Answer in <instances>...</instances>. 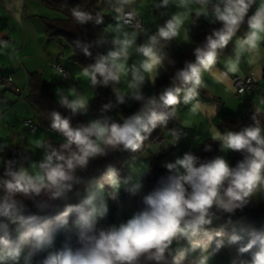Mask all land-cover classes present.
<instances>
[{"label":"clouds","instance_id":"9594fccd","mask_svg":"<svg viewBox=\"0 0 264 264\" xmlns=\"http://www.w3.org/2000/svg\"><path fill=\"white\" fill-rule=\"evenodd\" d=\"M108 2L98 11L81 5L68 11L75 26L104 27L72 48L91 63L72 74L51 65L49 82L68 81L56 87L57 107L46 114L47 130L58 139L30 120L24 124L26 146L0 137V153L20 149L13 158L0 155V264H185L196 253V264H209L225 248H235L231 264H264V227L247 233L213 227L264 201V94L253 97L248 122L223 128L216 119L219 105L201 98L204 93L214 99L213 85L243 96L251 91L244 86L246 75L249 84L264 80V0H151L147 7L143 0ZM0 7L24 25V0H0ZM149 10L154 31L143 20ZM105 15L112 22L105 24ZM201 20L211 27L203 41L194 42L191 29ZM7 35H0V54L19 67L20 49ZM173 44L190 45L191 58L167 84L146 94L145 87L155 88L161 71L174 64L168 51ZM13 83L9 76L6 84ZM98 88H110L113 99L93 117L90 101ZM130 103L138 106L128 115L118 112L119 121L104 115ZM169 122L199 129L193 141L202 142L162 159L165 172L151 189L145 183L151 163L133 157L121 168H97L99 175L77 190L94 162L176 148L186 133L168 129ZM157 129L163 139L148 143ZM231 154L239 155L234 164ZM122 193L137 201L126 217ZM72 194L76 202H70ZM113 206L116 218L110 220Z\"/></svg>","mask_w":264,"mask_h":264},{"label":"crops","instance_id":"0c3cea01","mask_svg":"<svg viewBox=\"0 0 264 264\" xmlns=\"http://www.w3.org/2000/svg\"><path fill=\"white\" fill-rule=\"evenodd\" d=\"M143 3L147 7L151 3V0H143ZM24 4L25 17L24 25L22 27L16 25L15 20H13L9 14L5 12L3 7H0V35L7 32L8 35L4 36V38H11L12 43L20 49L19 67H13L11 62L8 60L7 55L0 54V76H13L14 84L17 89H19V91H13L7 85H2V87H0V137L7 139L9 143L14 140L16 144L26 146L30 143V141L28 140L29 129L24 128V121L30 120L34 122L38 130L39 125L37 123V117L40 114L38 108L30 104L26 99L29 93V74L32 72L40 73L55 96L56 87L66 86L68 81L56 78L49 82L53 76V68L51 65L53 63H59L69 71V74L77 71L79 65L69 60V56L72 51L70 46L67 45L63 39L48 38L45 36L44 25L39 19V17H62V13L50 9L41 0H24ZM108 7V0H101L98 4L99 10ZM154 15L159 16V13H154ZM104 19L105 24L112 22L110 15H105ZM143 20L146 25L152 27L153 31L155 30V23H152L153 15L150 10L144 12ZM159 22V20L156 21V23ZM190 35L191 39L196 42L192 34V29ZM176 46H181L184 49L190 47V45ZM245 71L247 73V69ZM163 73L164 71L162 70L161 76ZM205 79L210 84L212 83L211 79L207 75L205 76ZM224 87V85H213L216 93L213 100H209L204 94H202L201 97L206 103H217L219 105L216 118L217 123H220L221 121L224 123L228 120L239 119L242 114L250 111L253 97L257 94H264V80H259V87L257 91L246 92L243 96L238 94L227 95L224 92ZM153 89L154 88L151 85H148L145 87L144 91L146 94H151ZM83 90L90 96L94 95V90L88 88L86 85L83 86ZM93 105L94 98L90 101V116L94 117L92 113ZM132 105L133 103H130L129 106L124 107L130 108ZM185 119H187V117H185ZM223 123L218 126L223 128ZM174 128L179 130L182 134L186 133V135H182L179 145L170 150L168 153V159L173 158V153L182 154L190 147H195L196 144L202 142V140L193 141L195 135L202 134L199 129L181 128V126L176 123ZM42 130L48 131L50 136L58 139L55 133L43 128ZM22 132L24 133L23 138L21 137ZM163 136L164 133L159 139H163ZM202 139H206V137ZM16 147L19 151V146ZM149 152L150 153L147 155L144 162H149L151 156L153 155L150 150ZM229 159L231 161V155L229 156ZM135 162L139 163L141 160L135 159ZM123 201L126 205L124 213L126 217L130 210L137 207V201L135 199L129 200V198ZM113 210H117L116 207L113 206L111 208L110 216L112 215ZM223 254L225 256L223 261H216L214 263L231 264V260L235 255V248H225L223 249ZM214 263L211 261V264Z\"/></svg>","mask_w":264,"mask_h":264},{"label":"trees","instance_id":"16d2710c","mask_svg":"<svg viewBox=\"0 0 264 264\" xmlns=\"http://www.w3.org/2000/svg\"><path fill=\"white\" fill-rule=\"evenodd\" d=\"M47 7L50 9L62 13V17H39L40 21L43 23L45 28V36L48 38H57L63 39L64 42L70 46L71 55L69 60L77 65H85L91 63L92 60L84 57L83 55H73L72 48L75 46L77 40L81 42H88L96 38L97 34L102 30L103 25H94L89 23L83 28L80 26H75L74 22L71 20L68 15L69 9L77 5H81L89 8V10L98 11V4L101 0H41ZM211 25L204 21H199L197 25L192 27V34L196 42H201L204 40L209 28ZM173 44L172 47L168 50L169 57L174 62V64L168 65V71L164 72L162 76L157 80L156 87L153 91H158L159 87L168 83L169 76L175 71L176 68L183 66V61L185 59L191 58V46L187 49L182 48L181 46H176ZM29 93L26 97L27 101L38 108L40 114L37 117L39 125L43 129H48V121L46 120V114L57 107L55 103V96L50 90L48 84L44 81L42 75L38 72H32L29 74L28 78ZM204 94V93H202ZM206 95V94H204ZM112 92L110 88H98L95 90L94 96V105L92 107V113L95 116L101 115L102 105L107 103L109 100H112ZM138 105L133 103L130 108H125L121 106L120 109L114 110L104 115L109 116L112 120L119 121V115L122 113L124 115L130 114L136 109ZM62 111V110H61ZM251 111H247L241 115L237 120L244 122L249 121V116ZM79 119H85L80 117ZM237 120H228L223 123L225 126H230L237 122ZM175 123L169 122L168 129H173ZM163 132L160 129H157L152 133V136L149 138L148 143L158 140L162 136ZM18 152L17 147L7 149L4 153L0 155H5L7 158H13L14 154ZM141 153H117L112 157L107 158L106 160H101L94 162L89 172L83 174V182L77 186V190H82L94 177L98 176L99 173L96 171L97 168L103 170L105 164L111 163L117 168H121L122 165L127 161L133 160V157H138ZM202 156L212 155L206 153H198ZM214 154V153H213ZM239 158L238 154H231V162L234 164L236 159ZM162 159H168V153H161V155L156 156L152 155L149 163L153 167V173L146 179L148 184V189L154 186L156 178L165 172L164 169L160 167V161ZM70 202H76L75 196L72 194V199ZM242 213L246 216L242 217L238 212L235 217L232 218L231 223L225 221L214 222L213 227L221 228L223 227L226 231H237L238 233H247L252 230H259L264 227V201H261L259 204H255L246 208ZM219 258L224 259L223 249L216 254ZM185 264H196L192 257L188 256Z\"/></svg>","mask_w":264,"mask_h":264},{"label":"built area","instance_id":"2783aa9c","mask_svg":"<svg viewBox=\"0 0 264 264\" xmlns=\"http://www.w3.org/2000/svg\"><path fill=\"white\" fill-rule=\"evenodd\" d=\"M55 64H59V63H55ZM62 66V65H61ZM63 67V66H62ZM64 68V67H63ZM64 70H65V72H67V73H69V71L66 69V68H64ZM10 75H7V76H0V85H7L6 84V81H7V79H8V77H9ZM233 79H235V78H233ZM8 86V85H7ZM244 86L246 87V88H250L251 89V91L250 92H254V91H257L258 90V87H259V80L258 81H253L251 84H249L248 83V77H247V75H246V77H245V83H244ZM11 90H13V91H17V87L15 86V84L13 83L11 86H8ZM247 92V91H246ZM245 92V93H246ZM238 94V93H237ZM239 95V94H238ZM27 121H29V120H25L24 121V124H25V122H27ZM34 127H36V125H34ZM128 197H127V195H125V194H123L122 193V199L123 200H126ZM241 214V216L242 217H245L246 215L244 214V213H240Z\"/></svg>","mask_w":264,"mask_h":264},{"label":"rangeland","instance_id":"374dc122","mask_svg":"<svg viewBox=\"0 0 264 264\" xmlns=\"http://www.w3.org/2000/svg\"><path fill=\"white\" fill-rule=\"evenodd\" d=\"M37 123H38V121H37ZM38 125H39V123H38ZM24 131V130H23ZM28 131V130H27ZM38 131L39 132H44L43 130H42V127L39 125L38 126ZM150 152H149V150H147V154L145 155V154H143V153H141L138 157H136L135 159H139V160H145L146 158H147V155L149 154ZM131 161H133V160H131ZM131 161H129V162H131ZM146 183V190H148V184H147V182H145ZM134 208V207H133ZM133 210V209H132ZM116 213H117V210H113V213H112V215L110 216V220L111 219H115L116 218ZM127 216V215H126ZM198 253H196V254H192V255H189L190 257H192L193 258V260L195 261V262H197V259H198ZM211 261H213V263L214 262H216V261H223V259L222 258H219L218 256H216V255H214L211 259H210V261H209V264H211ZM214 264H216V263H214Z\"/></svg>","mask_w":264,"mask_h":264}]
</instances>
